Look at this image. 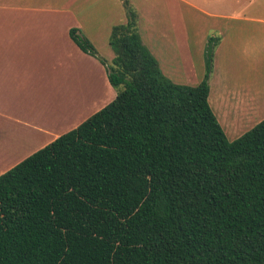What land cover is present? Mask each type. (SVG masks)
Masks as SVG:
<instances>
[{"label": "trees", "instance_id": "trees-1", "mask_svg": "<svg viewBox=\"0 0 264 264\" xmlns=\"http://www.w3.org/2000/svg\"><path fill=\"white\" fill-rule=\"evenodd\" d=\"M112 29L116 98L0 175V264H264V120L230 141L197 86L174 83L139 15Z\"/></svg>", "mask_w": 264, "mask_h": 264}, {"label": "crops", "instance_id": "crops-1", "mask_svg": "<svg viewBox=\"0 0 264 264\" xmlns=\"http://www.w3.org/2000/svg\"><path fill=\"white\" fill-rule=\"evenodd\" d=\"M152 1L129 0L140 12L144 44L165 76L176 84L197 86L205 76V60L202 66L196 63L185 21L174 14L172 20L170 14L169 30L164 31L159 20L157 24L146 14L158 8ZM162 1L180 11L181 3L205 11L185 0ZM125 23L124 0H0V175L88 120L92 108L99 112L106 107L107 94L115 96L106 66L83 52L70 32L79 30L102 58L113 60L108 39L114 26ZM206 43L198 40L200 51ZM215 77L216 68L210 104L227 137L237 134L238 139L253 120L250 108L257 103L247 110L238 92L226 98L219 93L211 103Z\"/></svg>", "mask_w": 264, "mask_h": 264}, {"label": "rangeland", "instance_id": "rangeland-1", "mask_svg": "<svg viewBox=\"0 0 264 264\" xmlns=\"http://www.w3.org/2000/svg\"><path fill=\"white\" fill-rule=\"evenodd\" d=\"M185 1L191 2L197 7L201 5L205 11L190 7L185 3L180 4V11L177 6L166 7L163 5L162 0H153L152 2H155L158 8L155 11L147 8L148 12L146 14L148 16L153 15V19H156L154 21L157 24L159 20L160 27L164 31L169 30L170 14L179 16L181 20H184L191 36L195 61L201 66L205 60V50L200 51L197 44L198 40H206L208 43L209 38L212 36L221 38L220 44L215 50L214 69L216 68L215 78L217 84L213 88L211 103L219 93L223 98H226V96L236 94V92L244 96L247 102L246 108L250 106L249 104L257 103L256 108H250L251 113H253V120L248 126L241 129L246 133L264 120V0ZM132 5L134 6V4ZM136 7L134 6L140 18V12ZM145 7L141 8V12L146 17ZM112 13L114 14V12ZM175 19L177 18L175 17ZM107 46L113 51L110 43ZM104 59L110 61L108 63L112 62L107 56ZM112 90L115 92V96L112 98L111 93L107 94V98L102 105L107 106L116 98L117 90L113 86ZM96 109L95 107L92 108V113L98 112ZM236 137L237 134L234 138L229 137L228 139L233 141L237 139Z\"/></svg>", "mask_w": 264, "mask_h": 264}]
</instances>
